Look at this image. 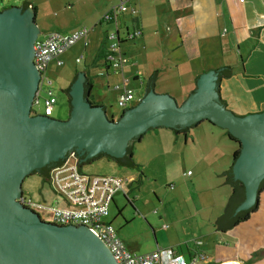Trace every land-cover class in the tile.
<instances>
[{
    "label": "crops",
    "instance_id": "1",
    "mask_svg": "<svg viewBox=\"0 0 264 264\" xmlns=\"http://www.w3.org/2000/svg\"><path fill=\"white\" fill-rule=\"evenodd\" d=\"M78 1L74 0L73 3ZM119 2L129 9H136L137 19L134 22L127 12L119 20V46L128 62L122 72L116 73L103 59L96 61V56L105 53L109 45L107 33L114 30L110 22L101 21V16L110 6ZM82 4L85 13L95 20L88 34V45L78 41L73 46H81L75 62L77 57L88 59L85 64L88 66L81 72L87 76L86 82L91 84L87 86L85 95H88L92 104L102 105L107 112L105 99L94 93V85L98 82L95 77L100 71L105 77L102 88L110 89V82L115 77L113 74H120L122 79L128 80L127 86L133 81L142 89L148 76L157 69L154 91L168 93L181 103L195 89L199 74L228 64L232 67V75L221 79L219 84V95L226 107L238 115L264 109V0H83ZM76 26L65 33L80 27ZM134 27L140 29V36L126 39V29L131 31ZM90 65H99L104 70L91 74L88 70ZM169 74L179 80L176 84H170L176 94L170 88L157 87L159 80L162 82L163 76L167 79ZM182 74L188 76L190 82L193 79L192 86L184 91H181ZM128 87L133 90L132 85ZM120 92L119 89L116 91L117 99ZM140 94L137 100L141 99ZM110 116L114 118V114ZM216 126L212 124L205 127L213 133L215 141L203 145L206 152L201 160L211 157L216 161L219 156L226 154L227 150L222 154L219 145L230 149V153L236 149V142L228 138L222 127ZM185 143L188 145L186 140ZM136 161L142 163L139 159ZM141 172L143 170H132L131 173H124V176L131 180V185L138 182ZM220 172L216 171V175L223 181ZM141 180L140 185L145 179L142 177ZM185 186L186 191H170L164 199H160L157 191H152L157 198V206L153 207L157 209L151 206L154 199L149 201L151 204L148 208L144 206L149 203L142 200V207L135 209L143 215L152 234L140 239L123 233L129 250L144 253L158 247L171 248L186 257L202 253L205 259L199 264H264V190L260 192L258 204L246 220L221 231L215 226L216 219L223 211L216 208L217 199L218 203L224 204L226 197L218 191L209 197L199 192L198 188L193 190L191 188L195 185L190 180ZM225 191L230 194V185ZM133 200L131 198L129 201L133 203Z\"/></svg>",
    "mask_w": 264,
    "mask_h": 264
},
{
    "label": "water",
    "instance_id": "2",
    "mask_svg": "<svg viewBox=\"0 0 264 264\" xmlns=\"http://www.w3.org/2000/svg\"><path fill=\"white\" fill-rule=\"evenodd\" d=\"M25 2L0 11V264H117L88 227L43 221L17 198L36 160L56 163L72 151L84 155L81 161L99 153L122 157L136 137L154 127L181 128L207 120L227 129L240 146L233 176L245 186L236 212L255 204L264 178V109L238 115L220 102L216 69L228 64L199 74L195 89L181 103L145 85L141 99L118 118L92 104L85 95L87 76L78 70L67 119L32 114L40 78L33 62L39 30Z\"/></svg>",
    "mask_w": 264,
    "mask_h": 264
},
{
    "label": "rangeland",
    "instance_id": "3",
    "mask_svg": "<svg viewBox=\"0 0 264 264\" xmlns=\"http://www.w3.org/2000/svg\"><path fill=\"white\" fill-rule=\"evenodd\" d=\"M23 0H0V10L8 7H20ZM30 2V7L33 10V21L37 25L39 33L37 38H42L46 33L50 31L66 32L74 26H93L94 17L85 13V6L82 4L83 0L74 2V0H25ZM73 4V5H72ZM79 24V25H78ZM76 26V27H77ZM78 28V27H77ZM81 46L79 44L73 46L69 51L61 56L64 64L57 66L56 61H51L48 65L46 76L53 80V89L57 97V101L54 104L52 110L48 113L43 107L42 102L34 105L32 114L47 115L56 119H67L69 116V104L68 97L64 91L65 86H68L71 82L74 74L79 70L82 71L86 68L87 57H81L80 62H75V56ZM104 70L101 66L88 67L91 74H96L97 70ZM103 71L97 72L95 81L98 80L97 84L94 85V93L100 98L105 99L104 104L107 107L108 116L114 114L115 118H118L123 108L118 105L116 98V91L113 87L116 84H122V78L120 74H113L114 80L110 82L109 88H102L101 83H104L105 77L102 76ZM170 77L163 79L157 85L158 88H170L174 94L177 92L172 89L170 84L177 83L179 81L173 78L172 74ZM167 80V81H166ZM94 81V83H95ZM181 87L182 90H187L188 86H192L193 79L189 80V77L185 74L181 76ZM164 84V85H163ZM132 85L135 99L130 101L128 107L136 104L139 100L138 95H143V90L137 86L133 81L128 86ZM208 125H212L207 120H203L198 125L190 127L188 133L184 134L180 132L175 134L170 128H150L140 138L135 140L133 143V157L134 160H141V168L143 170V179L140 177L138 182L129 186L128 198L122 192H118L114 196V201L111 203L109 216L107 220H110L118 231L119 236L123 240L124 244L126 239L123 237V233L126 232L130 236H138L140 239L148 238L149 234H152L151 228L147 221L143 218L142 214H138L136 207H142V203L145 200L148 208L154 199L152 209L157 203V198L153 195L152 191H157L161 196L160 199H164V196L168 195L170 191H186L187 180L194 183L195 187L191 189L196 190L205 195L215 194L218 192L222 193L226 197L225 203H218L217 209L224 210L227 202L228 193H225L226 189H229V184L220 186L218 184L222 180L216 175V171H223L227 169L233 158V153H230V149L225 148L224 145H219L222 154L215 161L213 158L208 157L201 160L206 152V148L203 145L214 143L215 138L207 128ZM214 125V124H213ZM218 127V126H216ZM220 131L219 128H215ZM216 131V132H217ZM185 140L188 145H186ZM220 141V140H219ZM228 141V140H227ZM224 143V142H223ZM235 148H238V143H234ZM230 153V154H229ZM136 158V159H135ZM200 159V160H198ZM200 161V163H199ZM81 170L87 174H111L116 176H124V173H131L132 170L127 167L119 166L112 160L101 157L90 162H86L81 165ZM191 170L193 174H191ZM181 178V179H180ZM173 184L172 187L169 184ZM22 192L26 197H29L35 201L45 200L48 203H53L55 198L60 201L59 196H55L54 190L51 186L48 178L40 175L37 172L27 174L21 184ZM136 192V193H135ZM227 194V195H226ZM141 195V197H140ZM139 196V197H137ZM147 196V197H146ZM133 198L134 202L131 203L129 200ZM211 197V195L209 196ZM146 198V199H145ZM157 206V205H156ZM223 212V211H222ZM140 218V219H138ZM122 225V226H121ZM128 248V247H127ZM129 249V248H128Z\"/></svg>",
    "mask_w": 264,
    "mask_h": 264
},
{
    "label": "built area",
    "instance_id": "4",
    "mask_svg": "<svg viewBox=\"0 0 264 264\" xmlns=\"http://www.w3.org/2000/svg\"><path fill=\"white\" fill-rule=\"evenodd\" d=\"M243 1V0H239ZM129 12L133 17L136 9L128 8L123 2L110 6L101 16V21L110 22L114 30L107 33L109 45L105 56V64L116 73L122 72L128 59L120 50L119 20L121 16ZM90 28L81 26L70 33L50 31L42 38L34 42L33 62L39 71L40 78L33 99L34 105L42 102L43 107L49 113L57 101L53 89V80L46 76L48 65L56 61L57 66L63 64L61 56L64 55L75 43L83 41L88 45ZM141 31L134 27L131 31L126 29L124 37L133 39L140 36ZM81 57L76 58L80 62ZM127 79L115 88L121 92L117 103L123 109L128 107L134 99V91L127 86ZM48 180L54 190L55 196L60 201L48 203L45 200L35 201L26 197L22 192L17 198L25 207L37 213L46 222L58 225H84L93 232L109 249L117 264H199L205 259L202 253H195L186 257L183 253L171 248H156L149 252L134 253L129 250L118 235V231L110 220H107L111 203L118 192L128 195L131 180L128 177L111 174H87L79 167L78 155L72 151L66 155L60 164L51 167ZM170 187L173 184H169ZM197 243H200L198 241Z\"/></svg>",
    "mask_w": 264,
    "mask_h": 264
},
{
    "label": "trees",
    "instance_id": "5",
    "mask_svg": "<svg viewBox=\"0 0 264 264\" xmlns=\"http://www.w3.org/2000/svg\"><path fill=\"white\" fill-rule=\"evenodd\" d=\"M29 5H30L29 3L25 2L23 7L26 8ZM136 19H137V14L135 16H133V21L135 22ZM106 53H107V49H106V51H105V53L103 55L102 54H98L96 56V61L102 60V59L105 61ZM216 71L218 73L217 83L216 84H217V91L219 93V84H220L221 79L230 77L232 75L233 70H232L231 66H223V67H221L219 69H216ZM75 78H76V75H74L73 80L64 89V91L66 92L67 97H68L69 109H71V102H70L71 97L69 95V91H70L71 85H72L73 81L75 80ZM155 83H156V72H152L147 78L146 89L147 90L154 89L155 88ZM87 84H88L87 86H91V84L89 82H87ZM219 100L224 106H226L225 105V101L220 96H219ZM32 111H34V109H32ZM123 111H124V109L121 111V113ZM202 121L203 120H201L199 122H196L193 125L187 126V127L173 128L172 130H173V132L175 134H178L180 132H183L184 134H186V133H188L190 127H194V126L198 125ZM223 129L225 130V134L228 136L229 139H231L234 142H237L239 144V141L234 136H232L227 129H225V128H223ZM143 134H140L138 137H136L134 139L132 144H130L127 147L126 154L124 156H122V157H113V156L107 155L105 153H99L98 155H96L93 158H88L85 161H81V159L84 157V155L79 156L77 154L78 155V160H79V167L81 168V165L86 163V162H90L92 160H95V159H98V158H101V157H105V158H108V159L114 161L119 166L140 170L141 164L138 163L136 160H134L133 151L132 150H133V143L135 142V140L136 141L140 140V138L142 137ZM239 153H240V146L238 145V148H236L233 151V158H232V162H231L230 166L225 171L222 172V176L224 177V181H225L226 184L230 185L231 191H230V194L228 196V199H227V202L225 204V207H224V210H223L222 214L215 221V226L221 231H225V230L237 225L238 223L246 220L249 217L250 212L253 211L256 208V206L258 204L259 194H260L261 191L264 190V178H263L261 180V182L259 184V187H258V190H257V197H256L255 204H253L248 209L239 210V211L236 212L237 207L245 199V186L240 180L234 178L233 171H232L233 164H234L236 158L238 157ZM59 163H61V160L56 162V163H50L49 164L50 166L44 167L39 172V174L47 178L48 174H49V170L51 169V167L54 166L55 164H59ZM34 172H36V171H33L32 173H34ZM142 176H143V173L141 172L140 173V177H142Z\"/></svg>",
    "mask_w": 264,
    "mask_h": 264
},
{
    "label": "flooded vegetation",
    "instance_id": "6",
    "mask_svg": "<svg viewBox=\"0 0 264 264\" xmlns=\"http://www.w3.org/2000/svg\"><path fill=\"white\" fill-rule=\"evenodd\" d=\"M3 10V9H2ZM2 10H0V11H2ZM36 39H37V37H36ZM31 50H32V43L30 44V49H29V52L31 53ZM45 163H44V160L43 159H38V160H36V162H35V167H34V169H35V171L37 172V173H39L44 167H47V166H50L49 165V163L48 164H46V165H44ZM44 165V166H43Z\"/></svg>",
    "mask_w": 264,
    "mask_h": 264
}]
</instances>
